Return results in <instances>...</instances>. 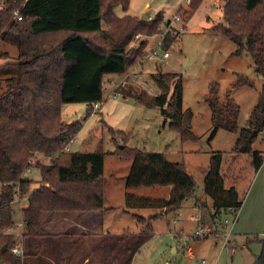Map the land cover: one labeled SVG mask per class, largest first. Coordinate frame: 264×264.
<instances>
[{
  "label": "trees",
  "instance_id": "1",
  "mask_svg": "<svg viewBox=\"0 0 264 264\" xmlns=\"http://www.w3.org/2000/svg\"><path fill=\"white\" fill-rule=\"evenodd\" d=\"M128 1L26 0L24 5L23 0L4 1L0 38L16 46L17 56L13 62L0 64V264H62L64 260L71 264H130L134 253L152 234L153 219L158 214L147 218L137 215L141 225L137 232L123 230L98 235L89 243L77 242L74 254L68 256L48 251L47 247L41 248V253L38 248L43 244L42 238L50 236L41 229L43 212L87 213L104 208L102 141H98L94 150L60 152L82 126L80 121L66 122L61 117L68 99L64 93L67 76L78 64V58L66 52L65 44L78 39L98 56H118L122 60L118 72L128 71L144 54L146 46L145 41L130 44L134 35L158 32L163 20L161 11L151 19L115 15L113 7L121 4L125 8ZM202 1H189L191 10L185 22ZM220 4L225 24L218 22L210 31L230 39L235 44L233 54H248L254 71L264 77V0H220ZM16 8L22 13L20 20L13 18ZM177 36L168 34L163 46L169 47ZM235 75L226 94L233 87L254 86L246 74ZM151 76L162 88L159 93L147 99L139 93L124 95L157 107L182 139H197L190 128L192 111L183 108V75L159 69ZM219 90V82L211 80L204 96L210 108V135L218 128L238 132L233 152L248 153L252 165L258 169L263 156L253 148V143L264 131V91L252 107L246 125L239 128V104L228 96L222 99ZM91 113L89 107L87 114ZM116 132L122 141L121 145L116 143L114 152L131 159L125 175L127 187L171 186L167 198L127 192L126 207H159L164 212L180 208L195 187L194 177L186 171L184 163L168 159L161 151L131 147L126 144L125 134ZM35 153L53 155L50 165H34L39 171V185L31 189L32 179L24 173L31 168L29 159ZM203 190L212 200L210 215L214 223L227 207L242 204L237 188L224 183L221 152L210 156ZM23 196L27 198V205L21 209L25 255L20 257L11 253L13 237L4 230L17 218L13 204ZM260 241L262 249L253 264H264V239ZM50 258L54 260L51 262Z\"/></svg>",
  "mask_w": 264,
  "mask_h": 264
},
{
  "label": "rangeland",
  "instance_id": "2",
  "mask_svg": "<svg viewBox=\"0 0 264 264\" xmlns=\"http://www.w3.org/2000/svg\"><path fill=\"white\" fill-rule=\"evenodd\" d=\"M146 3L149 7L144 9ZM181 5L184 7L180 8ZM190 10L185 0H129L125 8L121 4L113 7L117 16L129 14L143 18L147 15L154 16L161 11L163 20L171 18L176 12L186 19ZM218 22L225 24L220 0H203L186 20V30L169 46L170 57L165 64L160 66L155 62H146L136 65L137 67L134 64L122 73L118 72L122 65L118 56H98L78 39L65 44L66 52L68 46V52L78 58V64L67 76L64 93L68 99L63 104L61 117L66 122L82 123L75 134L77 140L71 145L72 150H94L98 141H102V149L105 151L102 174L105 206L102 210L107 212L105 214L109 229L112 232H120L121 229L137 232L141 227L137 215L147 218L158 214L157 218L153 219L150 238L134 253L130 264H163L165 260H168L166 264H253L261 252L260 239H264V186L259 191L260 179L257 177L255 181L257 169L251 163V156L248 153L233 152L238 132L218 128L213 136L210 135V108L204 96L208 91L209 82L217 80L220 85V97H231L240 106L237 121L240 128L246 125L252 107L260 92L264 91V77L254 71L252 59L248 54H233L235 44L226 36L210 31ZM152 41L153 39L150 40ZM75 43L78 45L76 48L72 46ZM91 55L94 59L92 57V61H89ZM16 56V46L0 38V64L13 62ZM159 69L164 72H180L183 75V108L192 111L190 128L197 139H182L179 133L170 127L169 120L161 115L157 107L140 102L132 95H124L139 93L147 99L159 93L162 88L151 76ZM236 72L246 74L253 80L254 86L233 87L230 93L226 94ZM89 107L91 114H87ZM116 130L125 134L126 144L131 147L161 151L168 159L184 163L186 171L195 180L194 191L188 199L200 202L201 222L210 225L214 224L210 215L212 200L203 190V179L208 170L210 156L215 152L222 153L225 185H234L243 202L249 192L250 197L257 195L251 214L244 215L243 210L239 217L237 228L243 224L244 226L240 227L242 230L239 232L236 228L226 248L218 252L221 239L216 246L214 238L208 236L205 239L206 247L196 251L195 257L190 258L187 253L181 252L184 240H188L191 246L196 240H193V236H178L174 232L178 231L187 213L196 210H184L179 214L178 209L164 212L159 207H126L127 192L136 196L167 198L171 186L125 185V175L130 169L131 159L123 158L114 152L116 143L121 145L122 141V136L118 135ZM261 135L264 136V131ZM261 135L253 143V148L260 150L264 157V140H260ZM38 158L43 161L39 164H45V158L41 155H38ZM24 175L32 179L31 189L39 185L40 175L36 166L27 169ZM15 204L18 207L26 206L27 198L23 199L22 203L15 202L13 205ZM124 209L129 212L125 214ZM101 211L74 212L73 216L90 218L94 224L100 226L103 221ZM189 223L185 230L192 234L197 225L195 221ZM102 227L103 225L100 226ZM174 246L178 247L179 252H174Z\"/></svg>",
  "mask_w": 264,
  "mask_h": 264
},
{
  "label": "crops",
  "instance_id": "3",
  "mask_svg": "<svg viewBox=\"0 0 264 264\" xmlns=\"http://www.w3.org/2000/svg\"><path fill=\"white\" fill-rule=\"evenodd\" d=\"M148 7H149V5L146 3L144 9H147ZM73 42H75V41L71 40V41H68L67 44L73 43ZM72 46H74L76 48L78 45L75 43V44H72ZM67 53H69V55H73V54H71V52H68V46H67ZM89 54H91V53H89ZM92 57L94 59V56L91 55V58L89 59V61H92ZM84 66H85V63H84ZM262 133H263V131H262ZM260 140L261 141L264 140L263 135L260 136ZM42 157L46 159L45 161H47V156L43 155ZM255 174H257L255 181H256L257 177H259V179H260L259 180L260 181L259 182L260 183L259 184V191H260V188L262 189L264 186V157H263V161H262L260 167L255 171ZM255 181H254V183H255ZM254 183H253V185H254ZM256 197H257L256 194L251 195V197H250V192H249V194L246 196V199L244 200V202L242 201V204H241L240 209H239L238 220L233 227L232 233L236 232V228H237V225H238L239 220H240L239 217H241L243 210L245 211L244 215L245 214L246 215L251 214L253 207L255 206L254 202H255ZM25 198H26L25 196L21 197V199H18L17 203L18 202L22 203L23 199H25ZM103 204H104V196H103ZM23 207H24L23 205H20L18 207L15 204L14 208L16 210V216L17 217H20L22 215L21 209ZM199 207H201L200 202H197V200L191 201L188 199V197L182 202L181 207L178 208L179 214H181L184 210H196V211H194L195 213L194 212L193 213H191V212L187 213V215L185 216V219L180 223L181 225H179L178 231L174 232V233H176V235H178V236L188 235V237L192 236L191 232L185 230V228L187 227L188 224H190L189 221L190 222L195 221L196 225L199 222H201V220L198 221V220L194 219V216L201 214L202 210ZM212 211H213V208H212ZM212 211H210V213ZM102 212H103V214H102L103 221L100 225V226L103 225L102 228H100L99 225L97 226L96 224H94L90 220V218H86L83 216H80V217L79 216H73V213L59 212V211H50V212H46V213L43 212L45 214L43 215V213H42L41 229L45 234H49L50 236H46V237L42 238V239H44V241H42L43 244L39 245V247H38L39 252L42 253L43 251L41 250V248L47 247V249H49L48 251L52 250V252H54V253H59L63 256H68L69 253L74 254L75 246H76L77 242L84 241L85 243H89L91 239L92 240L95 239L98 235H102V234H106V233L107 234L108 233L109 234H117V233L122 232L123 230H126V229H123V230L121 229L120 232H112L111 229H109L110 225L106 219L107 214H105V213H107V212H106V210H102L100 213H102ZM123 212L126 214L129 212V210L124 209ZM84 215H86V214H84ZM172 222H174V219ZM203 222H201V223H203ZM241 226H244V225L242 224ZM240 227L237 228V230H239V232L242 230V228H240ZM208 236H212L215 240V245L218 246V240L221 238L218 234H211V235H207V236H203V237L193 236V240H196V242H194L193 246H192L194 255L193 256L188 255L190 258H193L196 256V254H195L196 251H198L201 248L204 249V247H206V240L205 239L208 238ZM195 238H197V239H195ZM187 241L184 240L182 243L181 252H183V253H186L185 243L188 244ZM173 249H174V252H179V249L177 246H174ZM231 249H233V248H231ZM218 252H220V248L218 249ZM33 256L36 257V255H33ZM50 260L52 262L54 259L52 260L50 258ZM200 260L202 261V259H200ZM84 261H86V260H84ZM202 262H205V261H202ZM166 263H168V260H165L163 264H166ZM62 264H71V263L67 262V260H64V261H62Z\"/></svg>",
  "mask_w": 264,
  "mask_h": 264
},
{
  "label": "built area",
  "instance_id": "4",
  "mask_svg": "<svg viewBox=\"0 0 264 264\" xmlns=\"http://www.w3.org/2000/svg\"><path fill=\"white\" fill-rule=\"evenodd\" d=\"M4 1L0 0V11L4 8ZM26 0H23L21 5H24ZM190 0H185V2L188 4ZM184 6L181 5V8ZM153 15H147L148 19H151ZM13 18L16 20L22 19V13L20 12V8H16L13 10ZM186 30V22L185 18L180 13H174V15L166 20H162V24L160 26V29L158 32L154 34H140L137 33L134 35L133 40L130 44H135V42L145 41L146 46L144 50V54L137 59L135 63L136 65H141L146 62H155L158 65L162 66L165 64L167 59L170 57V50L169 47H164V38L170 34V35H179L180 33H183ZM153 39L152 42L150 40ZM77 140V137L75 135L71 136L65 144L60 149V152L64 151H71V145L75 143ZM57 153V152H55ZM38 155H45L47 156V161L44 162L46 165H50L51 161L50 158L53 155H46L41 153H35L30 159H29V167H32L33 165L37 163H43L42 160L38 158ZM239 209L240 207L236 206H229L227 207L222 213L220 219L217 221V223H214L213 225L205 224L199 222L196 226L195 231L192 233V236L195 237H203L211 234H218L221 238V244H220V250L225 248L230 241V236L232 234L233 227L235 223L238 220L239 216ZM194 219L200 221L201 217L200 215L194 216ZM217 226V227H216ZM24 228L25 224L22 219V216L17 217V219L14 220L12 225H10L8 228H6L4 231L11 234L13 237V242L10 246V251L16 256L23 257L24 254V248H23V235H24ZM233 250V249H232ZM185 251L189 256H193V247L189 244L185 243ZM202 261H204L202 259Z\"/></svg>",
  "mask_w": 264,
  "mask_h": 264
},
{
  "label": "water",
  "instance_id": "5",
  "mask_svg": "<svg viewBox=\"0 0 264 264\" xmlns=\"http://www.w3.org/2000/svg\"><path fill=\"white\" fill-rule=\"evenodd\" d=\"M157 14H159V12ZM3 248H5V246Z\"/></svg>",
  "mask_w": 264,
  "mask_h": 264
}]
</instances>
